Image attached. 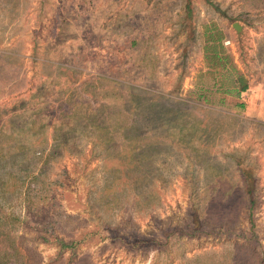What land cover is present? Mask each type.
<instances>
[{"label":"rangeland","instance_id":"1","mask_svg":"<svg viewBox=\"0 0 264 264\" xmlns=\"http://www.w3.org/2000/svg\"><path fill=\"white\" fill-rule=\"evenodd\" d=\"M1 216L4 264H264V0H0ZM144 236L168 243L121 241Z\"/></svg>","mask_w":264,"mask_h":264},{"label":"trees","instance_id":"2","mask_svg":"<svg viewBox=\"0 0 264 264\" xmlns=\"http://www.w3.org/2000/svg\"><path fill=\"white\" fill-rule=\"evenodd\" d=\"M201 35H202V54L203 58L207 63V67L213 72V90L218 92L222 97L220 102L223 103L226 98H230L236 107H244V102L240 101L241 94L249 88V80L244 72H242L234 62L230 51L224 45L223 41L226 37L224 31L217 25L214 21H208L201 25ZM203 88V87H201ZM202 92L200 95L207 98L204 95L203 89H200ZM236 99V100H234ZM125 137H129V134L123 133ZM242 174L246 180V190L250 198V208L255 204V199L253 197V181L251 172L247 169H241ZM250 216V214H249ZM4 217L1 216L0 220ZM198 230V227H195L192 231L186 232L184 236H193L195 231ZM3 231H0V242H2ZM94 234L93 231L85 232L82 237L66 242L64 239H60V249L72 248L76 249L81 243H84V240ZM166 241L155 239H150L149 237H136L132 241H125L124 237H121L123 245L129 246L131 248H138L140 246H146L153 243V248L159 246L167 245V237L165 236ZM8 241V245L4 249H0V264H4V259L8 255H16L18 248L13 245V240L11 241L10 236L5 235V239ZM148 245V246H149ZM9 249V250H8ZM11 249V252H10ZM5 254V255H4Z\"/></svg>","mask_w":264,"mask_h":264},{"label":"water","instance_id":"3","mask_svg":"<svg viewBox=\"0 0 264 264\" xmlns=\"http://www.w3.org/2000/svg\"><path fill=\"white\" fill-rule=\"evenodd\" d=\"M233 26L236 29V31L240 30V25H238L237 23H234Z\"/></svg>","mask_w":264,"mask_h":264},{"label":"built area","instance_id":"4","mask_svg":"<svg viewBox=\"0 0 264 264\" xmlns=\"http://www.w3.org/2000/svg\"><path fill=\"white\" fill-rule=\"evenodd\" d=\"M228 41H225V43H227Z\"/></svg>","mask_w":264,"mask_h":264}]
</instances>
